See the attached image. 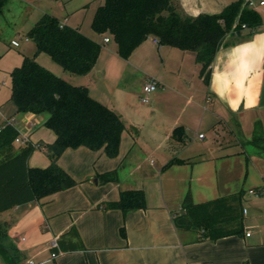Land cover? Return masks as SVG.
<instances>
[{"label":"crops","instance_id":"1","mask_svg":"<svg viewBox=\"0 0 264 264\" xmlns=\"http://www.w3.org/2000/svg\"><path fill=\"white\" fill-rule=\"evenodd\" d=\"M173 1L185 15L181 0ZM86 2L80 0L70 8L58 3L63 17L40 12L82 31L80 10ZM203 3L211 9L222 6L223 0ZM256 10L261 24L253 30L242 29L234 38L225 37L222 46L264 29V4ZM84 34L102 43L88 73L72 74L59 71L51 62H38L72 84L85 85L91 97L120 115L125 127L118 153L108 157L102 149H65L57 163L76 185L0 213V220L8 222V239L24 255L20 264H264V93L258 107L232 112L208 92L193 51L155 44L148 36L123 58L110 45L111 39L105 42L100 35ZM25 42L33 46L21 51V59L8 69L0 64V125L11 119L19 137L39 145L28 165L46 167L50 159L43 145L55 139L44 125L47 114L18 112L10 99L9 71L24 55L35 53L34 42L30 38ZM151 77L158 83L151 102L140 100L136 108L133 99ZM176 127L184 131L182 141L172 136ZM254 137L260 138L258 142L251 141ZM172 158L181 162L166 165ZM114 169L117 182L99 181L98 174ZM125 189H142L145 207L122 213L101 206L118 199ZM250 189L256 193H249ZM239 190L245 191L242 234L198 239V231L175 227L173 216L181 211L187 192L194 202H201ZM71 227L84 248L64 251L58 247L52 257L51 240L58 243ZM2 263L7 264L4 258Z\"/></svg>","mask_w":264,"mask_h":264},{"label":"trees","instance_id":"2","mask_svg":"<svg viewBox=\"0 0 264 264\" xmlns=\"http://www.w3.org/2000/svg\"><path fill=\"white\" fill-rule=\"evenodd\" d=\"M7 1L0 0V14ZM260 24V13L244 0H234L218 14H202L196 19L181 14L173 0H103L96 6L90 26L98 35L109 37L123 58L148 36L156 37L159 44L191 50L199 64V75L207 83L204 74L226 34L239 33L242 25L253 30ZM26 36L34 42L35 53L24 55L21 63L9 71L10 99L18 112L46 113L44 125L55 133V139L43 145L50 163L46 167H30L28 158L39 146L28 140L15 141L19 133L11 119L0 125V213L76 185L78 182L57 163L61 153L67 148L85 146L102 149L105 155L114 157L125 127L120 115L91 97L85 85L68 82L35 59L36 53L46 52L65 71L83 75L94 66L102 46L100 41L78 27L60 24L48 13L35 21ZM172 136L182 141L183 129L176 127ZM259 139L254 137L251 141L256 143ZM16 142L20 144L15 146ZM175 162L181 160L172 158L166 165ZM97 176L101 183L118 181L115 169ZM244 194V190H239L194 202L187 192L173 223L178 229L198 231V239L240 235ZM145 205L142 189L121 190L118 199L101 203L104 209H119L122 213ZM7 226L8 222L0 220V253L7 264H20L24 255L8 239ZM58 247L64 251L84 248L74 227L58 240Z\"/></svg>","mask_w":264,"mask_h":264},{"label":"clouds","instance_id":"3","mask_svg":"<svg viewBox=\"0 0 264 264\" xmlns=\"http://www.w3.org/2000/svg\"><path fill=\"white\" fill-rule=\"evenodd\" d=\"M231 2L223 0L222 6L209 9L203 0H181V6L185 15L196 19L202 14H218ZM204 78L208 92L230 111L258 107L264 93V29L218 47Z\"/></svg>","mask_w":264,"mask_h":264},{"label":"rangeland","instance_id":"4","mask_svg":"<svg viewBox=\"0 0 264 264\" xmlns=\"http://www.w3.org/2000/svg\"><path fill=\"white\" fill-rule=\"evenodd\" d=\"M86 4L82 7V31L84 33H90L91 35L99 36L95 33L91 26V18L94 13V10L97 5L103 2V0H86ZM68 5L70 8L73 5H77L80 0H8L6 5L3 8V12L0 14V53H3L7 47L9 48L2 56H0V64L3 69H8V65H13L14 62H17L19 58L21 59V51H25L24 49L33 46L31 42H25L24 36L25 30L30 25H33L35 21L40 18L41 10L44 11H52L60 15L59 17H63L65 14L64 11L59 12L58 3H63ZM61 5H59V8ZM62 9V8H61ZM63 20V18H61ZM29 25V26H28ZM242 28H246L242 25ZM235 31H230L226 34L227 38H234L236 36ZM224 37V38H225ZM16 39L20 42V46H12L10 44V39ZM99 38V37H98ZM229 39V40H230ZM110 45H114V42L111 40ZM28 50H26L27 52ZM45 58V60H43ZM37 61H47L51 62L59 71L62 70V67L55 62L49 54L46 52L36 53ZM12 67V66H10ZM50 69V68H49ZM5 81L7 82V86L9 85V77L6 74ZM153 91L147 94L148 101L144 103L151 102V95ZM146 94L143 92L136 93L135 99L133 102L136 104V108L141 106V97ZM140 102V103H139ZM3 255L0 253V264L3 260Z\"/></svg>","mask_w":264,"mask_h":264},{"label":"built area","instance_id":"5","mask_svg":"<svg viewBox=\"0 0 264 264\" xmlns=\"http://www.w3.org/2000/svg\"><path fill=\"white\" fill-rule=\"evenodd\" d=\"M244 2H245L246 5H247L248 7H250V8H256L257 5H263V4H264V0H260V1L258 2V4H257V2H255L254 0H244ZM60 24H63V23L60 22ZM243 26H244V25H243ZM24 39H25V40H28V37H27V36H24ZM103 40H104L105 42H107V41L109 40V37H104ZM152 40H153V42H154L155 44H159V43H158V39H157L156 37H153V36H152ZM10 44H11L12 46H19L20 42H19L18 40H16V39H12V40L10 41ZM157 85H158V83H157V81H156L155 78H152V77H151V78H148V79L146 80V82L144 83V85H143V87H142L143 92L146 94L145 96H142V97H141V101H142V102H147V101H148L147 94L150 93V92H152V91H154V90L156 89ZM202 135H203V134H198V137H201ZM15 141L20 142V143H23V142H25V141H27V140H26V138H24V137H19V136H18V137H16ZM37 146H39V145L37 144ZM249 193H256V192H255V190L250 189V190H249ZM57 247H58L57 240H56V239H52L51 242H50V248L53 250V251L51 252V256H52V257H54V256L56 255V253L54 252V250H55ZM29 263H30V264H34L33 261H29Z\"/></svg>","mask_w":264,"mask_h":264}]
</instances>
